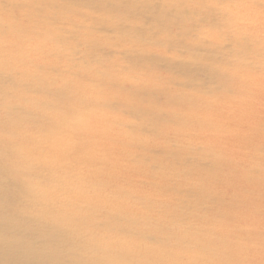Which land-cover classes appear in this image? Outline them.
I'll return each mask as SVG.
<instances>
[{"label": "bare ground", "instance_id": "bare-ground-1", "mask_svg": "<svg viewBox=\"0 0 264 264\" xmlns=\"http://www.w3.org/2000/svg\"><path fill=\"white\" fill-rule=\"evenodd\" d=\"M255 75L264 0H0V264H264Z\"/></svg>", "mask_w": 264, "mask_h": 264}, {"label": "rangeland", "instance_id": "rangeland-1", "mask_svg": "<svg viewBox=\"0 0 264 264\" xmlns=\"http://www.w3.org/2000/svg\"><path fill=\"white\" fill-rule=\"evenodd\" d=\"M262 33H263V32H259V33H256V35L262 36ZM255 76H256V77H263V78H264V75H255ZM253 85H254V84L251 83V86H252V87H253ZM258 98H259V96H258ZM263 216H264V215H263ZM263 216H262V217H263Z\"/></svg>", "mask_w": 264, "mask_h": 264}]
</instances>
